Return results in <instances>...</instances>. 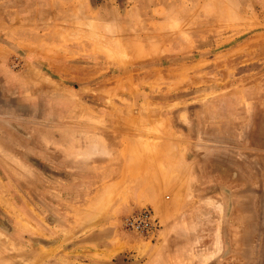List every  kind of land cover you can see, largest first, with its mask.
<instances>
[{
    "label": "rangeland",
    "instance_id": "1",
    "mask_svg": "<svg viewBox=\"0 0 264 264\" xmlns=\"http://www.w3.org/2000/svg\"><path fill=\"white\" fill-rule=\"evenodd\" d=\"M0 264H264V0H0Z\"/></svg>",
    "mask_w": 264,
    "mask_h": 264
},
{
    "label": "built area",
    "instance_id": "2",
    "mask_svg": "<svg viewBox=\"0 0 264 264\" xmlns=\"http://www.w3.org/2000/svg\"><path fill=\"white\" fill-rule=\"evenodd\" d=\"M123 224L129 231L145 237H155L161 227L158 217L150 207H143L126 216Z\"/></svg>",
    "mask_w": 264,
    "mask_h": 264
},
{
    "label": "crops",
    "instance_id": "3",
    "mask_svg": "<svg viewBox=\"0 0 264 264\" xmlns=\"http://www.w3.org/2000/svg\"><path fill=\"white\" fill-rule=\"evenodd\" d=\"M163 175V174H162ZM151 178V176H149ZM159 177V176H158ZM157 178V176H156ZM139 194H140V190H139ZM153 197V199H156L155 193L154 191L150 192L149 198ZM159 212L162 213V208H158Z\"/></svg>",
    "mask_w": 264,
    "mask_h": 264
}]
</instances>
